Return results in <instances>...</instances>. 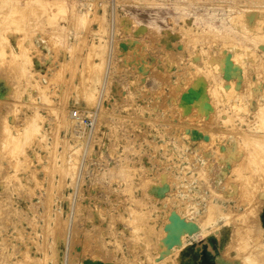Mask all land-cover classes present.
Listing matches in <instances>:
<instances>
[{
  "label": "rangeland",
  "instance_id": "1",
  "mask_svg": "<svg viewBox=\"0 0 264 264\" xmlns=\"http://www.w3.org/2000/svg\"><path fill=\"white\" fill-rule=\"evenodd\" d=\"M235 17L262 31L264 0H0V264H202L214 224L207 264H264V97L233 110L218 79L264 86V49ZM197 89L206 112L184 105ZM26 129L16 168L1 146Z\"/></svg>",
  "mask_w": 264,
  "mask_h": 264
},
{
  "label": "bare ground",
  "instance_id": "2",
  "mask_svg": "<svg viewBox=\"0 0 264 264\" xmlns=\"http://www.w3.org/2000/svg\"><path fill=\"white\" fill-rule=\"evenodd\" d=\"M17 11V10H16ZM16 11L14 12L13 11V14H15L16 13ZM249 13V12H248ZM244 14V13H243ZM238 15H239V13H238ZM238 15H236V16H238ZM241 15V14H240ZM246 15V14H245ZM257 16V15H256ZM243 17H245V16H243ZM234 18V17H233ZM244 19V18H243ZM247 19V18H246ZM248 19H250V17L248 18ZM247 22L248 21H240V19L238 20L237 19V17H235V19H234V24L238 27V30L242 33V34H244L245 36H248V37H250V39H253V40H255V41H258L259 42V46L261 47V48H263L264 49V26H263V28H261V29H263L262 31H260V28L258 27V29H256V30H254L253 28L255 27H251V25L250 24H247ZM250 22V21H249ZM255 25V24H254ZM3 40V39H2ZM6 46V45H5ZM224 56V55H223ZM227 56H225V57H222L223 58V62L224 61H226V59H233L234 57L232 56V55H230L229 57H227ZM27 60H25V62H26ZM222 61V60H221ZM227 64H229L228 63V60L226 61V65ZM232 64V63H231ZM234 64V63H233ZM235 64H239L240 65V63L239 62H237V63H235ZM217 65H218V67H219V70H223V68H222V64L220 63V62H218L217 63ZM242 65V64H241ZM26 67V66H25ZM233 67H234V65H233ZM236 68L238 67V65L237 66H235ZM235 68V69H236ZM229 69V68H228ZM234 69V70H235ZM239 69V68H238ZM237 69V70H238ZM230 71H231V65H230ZM23 72H24V74H25V76L29 79L30 77H31V75H30V73L27 71V68H24V66H23ZM233 72V71H232ZM223 73V72H222ZM241 73V72H240ZM221 74V73H220ZM220 74H219V82L221 83L220 84V87L223 89V91L224 92H226V91H233V92H235V95H234V99L231 101V102H228V104H229V107L231 108V109H235V110H239L240 109V106L237 104V102L236 101H239V99H245V100H247L248 101V98H250V97H255L256 99H257V101L258 102H262L263 101V97H264V86H262L261 84H260V82L259 81H256V82H253L252 83V85H251V88L249 89V91H248V93H244L243 91L242 92H239L238 90H237V88H236V86H237V83L234 81L235 80V78H237L236 76H235V78H233V76L236 74V71H235V74H233V76L232 77H230L228 74H226V76H224V74L222 75V77H220ZM232 75V74H231ZM238 75V74H237ZM240 77H241V75H240ZM239 77V78H240ZM239 81V80H238ZM37 82V81H36ZM34 83V82H33ZM32 85H34L35 87H36V89L38 90V91H40V94L41 95H43L44 94V89H43V87H40L37 83H35V84H32ZM189 91V90H188ZM184 93V92H183ZM186 93V92H185ZM187 95H186V97L185 98H183V102H184V105H191V106H193V109L194 110H197L198 108L201 110V111H204V112H206L208 109H209V103L208 102H206V101H203V100H201V98L202 99H204V94H203V91L202 90H200V89H197V90H195V91H189V93H186ZM189 94V95H188ZM181 96V95H180ZM94 97H95V86L93 87V89L90 91V92H87V91H84L83 92V102H84V106H89L90 105V103H91V101H93L94 100ZM196 98H197V101H196ZM179 99H181V98H179ZM234 100H236V101H234ZM203 101V102H202ZM175 102H177V104H178V101H175ZM181 104V103H180ZM176 105V104H175ZM183 105V104H182ZM189 105L186 107V108H190L189 107ZM176 108V107H175ZM185 108V107H184ZM192 110V109H191ZM70 113V112H69ZM68 113V115H67V117H65V119H66V121H67V123L69 124V128H70V135L71 136H73L74 138H75V140H77V141H81V139L84 137V135H85V132H84V129H82L83 128V126H82V128H79L80 127V123L79 122H77V116L76 115H78L76 112H73L72 113V115L71 114H69ZM188 113V112H187ZM189 113H190V111H189ZM190 115V114H189ZM193 115L191 114V117H192ZM73 117V118H72ZM80 117V116H79ZM190 117V116H189ZM81 118V117H80ZM74 123H76V125H73ZM78 126V127H77ZM247 126H249V125H247ZM74 128V129H73ZM31 131L28 129H26V130H24L23 132H21L20 134H18V135H12V134H10L9 132H6V137H5V141L2 143V146H1V150L3 151V152H5V151H7L8 149H7V147H10L11 146V148H12V152H16V154L15 155H13L14 156V164H15V167L16 168H18L19 166H20V164L24 161V159L23 160H21V158L20 157H18V154H20L21 153V146H22V143H27L28 141H30V133ZM191 135H192V137L194 138V137H196L197 136V132H193V133H190ZM189 134V135H190ZM196 134V135H195ZM190 135V136H191ZM197 137H199V135L197 136ZM208 139V138H207ZM254 143H255V145H256V147H258L259 149H262L263 151H264V142L262 141V140H259V139H256V140H254ZM182 149V148H181ZM183 150V149H182ZM217 151H219V152H222L221 154H227L225 157L223 156V155H221V160L223 161V158H225L224 160H225V162H224V164H225V166L224 165H222V168H221V173H223V172H226L225 171V169H226V166H227V164L229 163V162H231V161H234L236 158H237V156L235 155V153L232 151V147H231V144H230V146L228 145L226 148H223V149H221V147L219 148V149H216ZM217 151H216V156H217ZM70 152H72V153H70L69 154V156L64 160V162H63V170H64V172H65V174L66 175H68L71 179L74 177V170H75V166H76V158L74 157V154H75V152H77V150H75V149H73V150H70ZM207 152V151H206ZM205 154V153H204ZM218 157V156H217ZM237 172H239V170H237ZM220 173V172H219ZM220 173V174H221ZM242 175V174H241ZM241 177V176H240ZM239 178V177H238ZM232 186L230 185L229 186V188H231ZM163 188V187H162ZM161 188V189H162ZM236 188V187H235ZM154 189H158V187L157 188H154ZM234 188H232V190H233ZM163 190H165V186H164V189ZM229 190V189H228ZM154 192V191H153ZM156 192H157V190H156ZM160 192V191H159ZM227 192H229V191H227ZM158 194H156V196H157ZM160 197V196H159ZM222 215V214H221ZM220 215V216H221ZM224 216H226V215H224ZM172 217V216H171ZM181 217V216H180ZM223 216H221L220 218H222ZM242 217V216H241ZM0 218H1V215H0ZM58 218V216H57V213H53L52 214V220H56ZM176 218H177V216H176ZM185 218V217H184ZM226 218V217H225ZM224 217H223V220H224V222H226V219H225ZM171 219V218H170ZM210 219V218H209ZM208 219V220H209ZM212 219V218H211ZM239 219V218H238ZM177 220H179V219H177ZM183 219L181 218V221L180 222H177V224H180V225H182L181 227H188V220L187 221H185V222H183L182 221ZM191 220V219H190ZM236 220V219H235ZM240 220V219H239ZM238 220V221H239ZM243 220V219H242ZM172 221H173V219H172ZM174 221H176V220H174ZM237 221V222H238ZM171 222V221H170ZM192 222V221H191ZM208 222V221H207ZM210 222V221H209ZM241 222V221H240ZM174 223V222H173ZM194 223V222H193ZM214 223V221H212V223H210V224H213ZM172 226H174V225H172ZM193 226H194V224H193ZM174 227H176V226H174ZM180 227V228H181ZM184 227H183V229H184ZM186 227V228H187ZM190 227H191V225H190ZM190 227L188 228V229H190ZM195 227V226H194ZM193 227V228H194ZM250 227V226H249ZM173 228V227H172ZM171 228V229H172ZM193 228H192V230H193ZM178 229V228H177ZM182 229V230H183ZM205 229V228H204ZM212 230L209 232V233H211V236H213V237H209V235L210 234H208V239L206 240V242H205V244H203L201 247H197L196 248V250H194L195 252H203V255H204V257H203V259H202V264H207L208 263V259L210 258L209 256H207L208 255V252H210V251H208V249H212L213 251H217L219 248H221V245L223 244L224 245V235L223 234H221V232H220V230H219V228H218V224H214L213 225V228H211ZM236 229V228H235ZM238 229V228H237ZM247 229V228H246ZM250 229V228H249ZM179 230V229H178ZM191 230V229H190ZM209 230V229H208ZM251 230V229H250ZM172 231V230H171ZM174 231V230H173ZM236 231V230H235ZM247 231V230H246ZM176 232H178V231H176ZM206 232V231H205ZM208 232V231H207ZM239 232V231H238ZM242 232V231H241ZM240 232V233H241ZM237 233V232H236ZM235 233V234H236ZM173 234H174V232H173ZM179 234V233H178ZM246 234V233H245ZM172 235V234H171ZM170 235V236H171ZM239 236V239L240 240H243L242 239V235L241 234H239L238 235ZM237 236V237H238ZM249 236V235H248ZM175 237V234H174V236L170 239V240H172L173 238ZM236 237V238H237ZM177 238V237H176ZM167 239H169V237L167 238ZM179 239H180V237H179ZM226 239V238H225ZM238 239V240H239ZM176 240V239H175ZM180 241H182V240H180ZM251 241V240H250ZM64 243V246L69 250V248H70V243H71V231L69 232V233H67V235H66V237L64 238V241H63ZM177 242V241H176ZM246 242V241H245ZM171 243V242H170ZM172 243H173V241H172ZM251 243H252V241H251ZM177 244H178V242H177ZM179 244H181V243H179ZM239 244H241V242L239 243ZM245 244V243H244ZM176 246H178V245H176ZM250 246V245H249ZM252 246H253V244H252ZM252 246H250V248L252 247ZM179 247H180V245H179ZM211 247V248H210ZM261 248V247H260ZM263 248V247H262ZM239 249V248H238ZM243 249V248H242ZM248 249V248H247ZM246 249V250H247ZM245 250V249H244ZM263 250V249H262ZM236 251V250H235ZM242 251V250H241ZM249 251V250H248ZM253 252V251H252ZM257 252V251H256ZM244 253V252H243ZM249 253V252H248ZM196 254V253H195ZM210 254V253H209ZM161 255V254H160ZM211 255H212V252H211ZM221 255V254H220ZM240 255V254H239ZM245 255H246V253H245ZM249 255V254H248ZM242 256V255H241ZM199 257V256H198ZM245 257V256H244ZM250 258H252V257H250ZM249 258V259H250ZM61 258H59V260H60ZM214 259L216 260V261H218V264L220 263L219 262V254H217V253H215V255H214ZM213 259V260H214ZM254 260V259H253ZM185 261V260H184ZM215 261V262H216ZM241 261V260H240ZM252 261V260H251ZM251 261L250 260H248V258H246V260H244V264H251ZM255 261V260H254ZM64 262V261H63ZM198 262V261H197ZM263 263V262H262ZM64 264V263H63ZM214 264V263H213ZM221 264H240V262L239 261H234L233 263H227L226 261H221ZM256 264H258V263H256Z\"/></svg>",
  "mask_w": 264,
  "mask_h": 264
}]
</instances>
